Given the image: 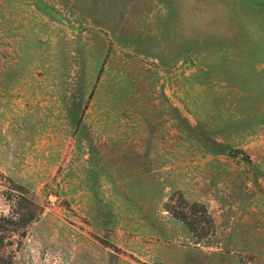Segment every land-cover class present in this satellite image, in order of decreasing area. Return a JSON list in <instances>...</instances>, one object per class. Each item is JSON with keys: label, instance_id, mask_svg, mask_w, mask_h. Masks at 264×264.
Here are the masks:
<instances>
[{"label": "rangeland", "instance_id": "374dc122", "mask_svg": "<svg viewBox=\"0 0 264 264\" xmlns=\"http://www.w3.org/2000/svg\"><path fill=\"white\" fill-rule=\"evenodd\" d=\"M0 169L12 264H264V0H0Z\"/></svg>", "mask_w": 264, "mask_h": 264}, {"label": "trees", "instance_id": "16d2710c", "mask_svg": "<svg viewBox=\"0 0 264 264\" xmlns=\"http://www.w3.org/2000/svg\"><path fill=\"white\" fill-rule=\"evenodd\" d=\"M2 180H7L9 185L0 190V200L8 201L10 208L6 211L0 205V264H12L16 249L21 246L29 227L38 219L43 208L35 202L27 187L0 169ZM179 194V207L182 208L167 206V210L190 227L197 243L209 240L208 237L215 233V224L207 206L198 201L189 202L182 193Z\"/></svg>", "mask_w": 264, "mask_h": 264}, {"label": "crops", "instance_id": "0c3cea01", "mask_svg": "<svg viewBox=\"0 0 264 264\" xmlns=\"http://www.w3.org/2000/svg\"><path fill=\"white\" fill-rule=\"evenodd\" d=\"M262 218H264V217H262Z\"/></svg>", "mask_w": 264, "mask_h": 264}]
</instances>
